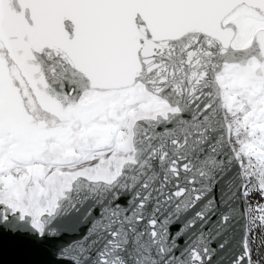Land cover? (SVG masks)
Segmentation results:
<instances>
[{
  "label": "water",
  "instance_id": "1",
  "mask_svg": "<svg viewBox=\"0 0 264 264\" xmlns=\"http://www.w3.org/2000/svg\"><path fill=\"white\" fill-rule=\"evenodd\" d=\"M264 0H0V92L69 123L138 88L164 109L129 124L107 177L70 176L32 215L0 199V264H250L244 175L216 73L264 83ZM6 55L7 59L3 56ZM39 128V127H38Z\"/></svg>",
  "mask_w": 264,
  "mask_h": 264
},
{
  "label": "rangeland",
  "instance_id": "2",
  "mask_svg": "<svg viewBox=\"0 0 264 264\" xmlns=\"http://www.w3.org/2000/svg\"><path fill=\"white\" fill-rule=\"evenodd\" d=\"M256 19L252 15L244 14L241 22V38L240 45L243 44L250 35L253 28L256 27ZM264 23V20H262ZM0 52L3 49L0 44ZM6 59V55H3ZM7 66L9 73L13 79V84L19 88L21 96L23 98L24 106L28 113L41 117V111L35 104V101L30 93V90L26 86L24 80L20 76L17 68L7 59ZM229 73H225L224 76L228 80H232L234 87H247L251 84L255 88V85L261 82L246 81L242 73L236 69L227 70ZM264 94V93H263ZM124 99V100H123ZM116 104L112 111L106 108L104 104L102 110L95 116L83 118L81 125L76 128L82 129L83 138L90 140L89 144L87 140L83 141L82 146L78 145L75 151H70L68 154H63L62 158L56 155L49 154L46 162H54V160L62 159V162L69 164L76 163L77 159L81 158V155H86L89 150L97 151L90 156L86 163L105 158L106 154L102 155L100 151L104 148L117 147L118 149L125 148V142L123 139L124 129L121 131V140H114L111 136L113 131V125L108 124L109 117L111 120L117 118V102L124 101L125 103H138L142 106L144 101L142 96H132L127 98H115ZM152 100L149 99L148 106L145 110L151 111ZM261 105H256L243 97H236L226 112L232 106L237 105L239 111L230 112L227 114V122L230 124V139L238 154L241 162L243 175H244V187L243 198L245 206H250L256 201L260 206H263L262 211H248L247 210V247L249 252L250 264H264V100ZM155 106V105H154ZM139 110L138 112H141ZM137 112V113H138ZM99 116V117H98ZM94 118H98L101 122H95ZM73 120L65 126L62 131L59 130H47L48 128H36L25 127L18 123L15 118L8 111L4 98L0 92V182L1 187L8 188V182H11L10 173H17L23 170L22 161H28L34 159L39 161L42 154L46 153L47 140H54L61 145H67L73 142L74 139V127ZM123 123V122H122ZM124 124V123H123ZM115 126V125H114ZM79 137L78 139H80ZM87 141V142H86ZM62 153V152H61ZM8 155L10 161L14 164V167H4L3 160ZM60 154V153H58ZM57 154V155H58ZM89 156V154H88ZM21 163V164H20ZM7 168V169H6ZM54 170L53 167L45 168V172ZM17 171V172H16ZM4 173V174H3ZM66 174L67 172L64 171ZM6 174V175H5ZM3 175H5L3 177ZM4 182V183H3Z\"/></svg>",
  "mask_w": 264,
  "mask_h": 264
},
{
  "label": "bare ground",
  "instance_id": "3",
  "mask_svg": "<svg viewBox=\"0 0 264 264\" xmlns=\"http://www.w3.org/2000/svg\"><path fill=\"white\" fill-rule=\"evenodd\" d=\"M257 19V18H256ZM262 20H257L256 26H262ZM230 71L223 70L220 76L221 81H223V91L226 93L227 101L224 107V110H227L231 107L232 102L236 97H243L246 100L255 103L256 105H261L264 100V83H257L263 85H255V88L251 86L247 87H234L232 80H228L225 78L224 74L229 73ZM142 96L144 103L142 106L138 105V103H125L122 101L121 105L118 107L117 110V118L111 120L109 117L107 121L108 124L113 125V133L112 138L114 140H121L123 135V139L125 142L124 149H118L116 146L108 147L107 149L112 150L109 151L107 157L101 158L99 160L86 163L87 159L92 156L95 152L89 150L86 155H81V158L74 164H69L67 162H62V155L68 154L70 151H73L77 144L82 146V142L80 140H84L82 136V129H74V139L73 142L67 145H61L56 143V141L48 140L47 142V150L45 154H42L39 161H35L34 159H30L28 161H22L23 170L17 173H10L11 182H8V188L5 189L4 185L1 187L0 185V199L4 201H10L12 199L17 200L21 203V205L26 208L32 215H36L40 212V208L42 205H48L52 207L55 203L56 198L61 193L62 189L66 187L67 181L69 180L70 176L75 173H80L86 175L87 177H107L109 172L113 171L118 167V164L121 160H125L130 157V147H129V124L134 117L137 116H152L153 113L157 111H162L164 109L163 105L160 103H153L151 102V106L153 107L151 111L145 110L148 106L149 99L146 94L141 91V88H138L135 94L132 96ZM131 97L128 95L126 97L117 96L114 98H110L106 101V109L112 111L116 104L115 98H127ZM124 100V99H123ZM118 103V102H117ZM155 105V106H154ZM142 110L141 112H138ZM138 112V113H137ZM99 117V116H98ZM96 119V120H95ZM75 120V119H73ZM95 122H101L98 118H94ZM124 124H123V123ZM77 123L75 120L73 124ZM81 123V122H78ZM115 125V126H114ZM230 126V124H229ZM124 129V134L121 135V131ZM81 137L80 139H78ZM86 142L89 144L88 138H86ZM106 151V150H105ZM103 151V152H105ZM62 152V153H61ZM102 152V153H103ZM60 153V154H58ZM49 154H53V156L61 157L60 159L54 160V162H46ZM58 154V155H57ZM89 154V156H88ZM49 159V158H48ZM20 163V164H21ZM56 164L54 169L56 172L49 176L44 171L45 168H50V164ZM4 167H14V164L10 161L8 155L6 154L3 160ZM7 169V168H6ZM52 171V170H51ZM67 172L66 174L64 173ZM4 174V173H3ZM6 175V174H5ZM3 175V177L5 176ZM1 182V181H0ZM2 183V182H1ZM0 183V184H1ZM4 183V182H3Z\"/></svg>",
  "mask_w": 264,
  "mask_h": 264
},
{
  "label": "flooded vegetation",
  "instance_id": "4",
  "mask_svg": "<svg viewBox=\"0 0 264 264\" xmlns=\"http://www.w3.org/2000/svg\"><path fill=\"white\" fill-rule=\"evenodd\" d=\"M121 103H122V101H120ZM120 102H118L117 103V106L119 107L120 105H121V103ZM117 107V108H118ZM41 117H36V116H34V119L32 120V121H30L29 122V128L30 127H35L36 126V128L37 127H39V128H48L47 130H51V129H53V130H59V131H62L64 128H65V126L67 125V123H60V122H57L55 119H53L52 117H50L49 115H47L46 113H44V112H42L41 111ZM76 121H77V123H75V127H74V129H77L76 127L78 126H80L81 124L80 123H78V122H83L84 120L83 119H81V118H76L75 119ZM75 120H73V122L75 121ZM96 120V119H95ZM94 120V121H95ZM73 122H72V124H73ZM89 140V139H88ZM48 141V140H47ZM90 141V140H89ZM78 145L79 144H77L75 147V150L77 149V147H78ZM75 150H73V151H75ZM106 149L104 148V149H102L101 151H100V153L102 154V155H104L105 153H106V151H105ZM98 151V150H97ZM97 151H93V152H97ZM103 151H105V152H103ZM103 152V153H102ZM79 159H77L75 162H77ZM52 165V166H51ZM45 167H46V165H44ZM49 166H51V167H55L56 166V164H50ZM49 168V167H48ZM47 168V169H48ZM53 172L55 173L56 172V170L54 169V170H52V171H49V172H47L46 173V176L44 175V177H43V179L44 178H47V174L49 175V176H51L52 174H53Z\"/></svg>",
  "mask_w": 264,
  "mask_h": 264
},
{
  "label": "built area",
  "instance_id": "5",
  "mask_svg": "<svg viewBox=\"0 0 264 264\" xmlns=\"http://www.w3.org/2000/svg\"><path fill=\"white\" fill-rule=\"evenodd\" d=\"M222 71L223 70H221V71H219L218 73H216L215 75H216V77L219 79V82H220V88H221V97H222V99H223V105H224V107H225V104H226V101H227V97H226V93L223 91V81H221V79H220V76H221V74H222ZM225 111V115H226V118H227V114L228 113H230V112H237V111H239V108H237V105H234V106H232V108L231 109H229V111H228V113L226 112V110H224ZM108 148V146L105 148L106 149V157H107V155L109 154L108 152L109 151H112V150H108L107 149ZM115 170V169H114ZM113 171H111V172H109V174L110 173H112ZM108 174V175H109ZM243 193H245V191H243ZM243 200H244V198H243ZM245 208H246V212H247V210L248 211H262L263 210V206H260L259 205V203L256 201L255 203H252L250 206H245Z\"/></svg>",
  "mask_w": 264,
  "mask_h": 264
}]
</instances>
